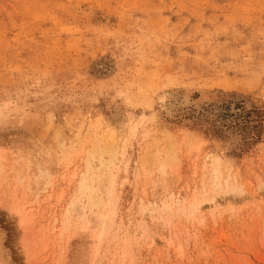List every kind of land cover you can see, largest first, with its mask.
I'll list each match as a JSON object with an SVG mask.
<instances>
[{"label":"rangeland","instance_id":"rangeland-1","mask_svg":"<svg viewBox=\"0 0 264 264\" xmlns=\"http://www.w3.org/2000/svg\"><path fill=\"white\" fill-rule=\"evenodd\" d=\"M0 264H264V0H0Z\"/></svg>","mask_w":264,"mask_h":264},{"label":"bare ground","instance_id":"bare-ground-1","mask_svg":"<svg viewBox=\"0 0 264 264\" xmlns=\"http://www.w3.org/2000/svg\"><path fill=\"white\" fill-rule=\"evenodd\" d=\"M199 204H200V203H199ZM199 204H198V205H199ZM197 207H198V206H197ZM198 209H200V206L198 207Z\"/></svg>","mask_w":264,"mask_h":264}]
</instances>
